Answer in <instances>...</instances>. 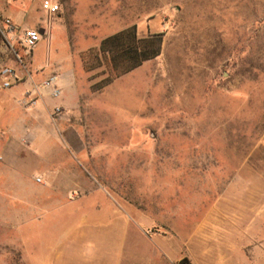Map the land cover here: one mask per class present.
I'll return each instance as SVG.
<instances>
[{
    "label": "rangeland",
    "instance_id": "1",
    "mask_svg": "<svg viewBox=\"0 0 264 264\" xmlns=\"http://www.w3.org/2000/svg\"><path fill=\"white\" fill-rule=\"evenodd\" d=\"M52 1L35 48L0 46L13 70L72 81L53 104L79 100L21 96L0 129V264H205L207 248L215 264L226 215L264 264V0ZM131 26L162 34L160 56L91 92L102 69L82 57Z\"/></svg>",
    "mask_w": 264,
    "mask_h": 264
},
{
    "label": "crops",
    "instance_id": "2",
    "mask_svg": "<svg viewBox=\"0 0 264 264\" xmlns=\"http://www.w3.org/2000/svg\"><path fill=\"white\" fill-rule=\"evenodd\" d=\"M38 1V3H36ZM41 1L42 0H0V14L4 17L10 18L14 24L17 26V28L20 31H28V30H35L40 28L42 26V19L43 17H46L47 19L51 18V16L47 15L44 11L41 9ZM58 3L57 1H54ZM61 12V7H60ZM59 12V13H60ZM58 13V14H59ZM57 14V15H58ZM57 15L53 16L56 17ZM10 51L6 48V46H0V69L3 67H8V57L7 54ZM18 76L21 78V82L17 84L16 86L12 87L11 89L7 91H0V129L6 128L5 126L11 122L14 116V110L15 107H17L18 99L23 96V94L33 88L34 85H37L47 79L50 76H46L41 79H35L31 73L27 72L23 69H17L15 70ZM38 70L37 68L33 70L34 74H37ZM55 75V74H52ZM59 77V80L61 81V84L59 85L61 88V91H63L64 85L71 86L72 81L67 80L64 81L65 77ZM62 85V86H61ZM64 86V87H63ZM62 95V94H61ZM79 100V95L76 96L74 103L73 101L68 102L67 100H62L60 104H53V100L49 99L48 103L51 106H59L62 107L65 110H73L77 107ZM218 209H213L211 212H233L235 209L232 206H226V207H217ZM246 216L240 215L238 218L236 216L226 215V219L223 220V228L225 229L222 233L223 241L225 245L223 246V250H226V253H230L231 257H223L219 258L215 264H247V257H246V247L248 243V236H252L246 226ZM212 221H204L200 225V229L196 232V235L194 236L195 240L196 238H202L203 234L205 233V229L208 227L212 228ZM65 226V225H63ZM77 233V232H75ZM248 233L250 235H248ZM220 233L217 232L215 236H219ZM250 239V238H249ZM194 240V242H195ZM252 240V239H251ZM211 244H215L214 241L210 240ZM250 242V241H249ZM261 243V242H260ZM196 244V247H190V248H196L199 250V246H206V244ZM217 245V244H215ZM219 246V245H218ZM209 252V249L207 248L206 253H202L203 256H200L203 260L206 259L205 264H210V260L208 259L209 256H207V253ZM253 256L254 259L257 257H260L262 254V248H253ZM166 254V253H165ZM262 258V255H261Z\"/></svg>",
    "mask_w": 264,
    "mask_h": 264
},
{
    "label": "trees",
    "instance_id": "3",
    "mask_svg": "<svg viewBox=\"0 0 264 264\" xmlns=\"http://www.w3.org/2000/svg\"><path fill=\"white\" fill-rule=\"evenodd\" d=\"M162 51V34L138 37L137 29L131 26L121 30L100 42L98 49L89 50L83 57V69L86 73L98 69L102 71L89 77L93 93H99L117 79L135 71L144 63L158 58Z\"/></svg>",
    "mask_w": 264,
    "mask_h": 264
},
{
    "label": "built area",
    "instance_id": "4",
    "mask_svg": "<svg viewBox=\"0 0 264 264\" xmlns=\"http://www.w3.org/2000/svg\"><path fill=\"white\" fill-rule=\"evenodd\" d=\"M41 9L47 15L53 17L60 12V5L52 0H42ZM0 36H2L10 50L16 55L15 46L32 50L39 43L41 36L38 31L28 30L20 31L14 22L7 17L0 14ZM27 53V52H26ZM21 82L15 70L10 67H3L0 69V91H7ZM48 92L51 99L56 100L61 97L62 91L59 86V77L51 75L41 83L34 85L33 88L23 95L19 104L24 108H34L40 101L43 92ZM54 112L60 113L61 108L56 107ZM37 183H41V179H36Z\"/></svg>",
    "mask_w": 264,
    "mask_h": 264
}]
</instances>
